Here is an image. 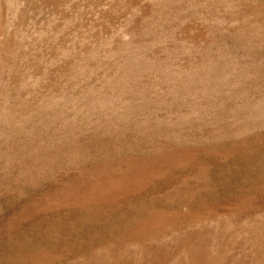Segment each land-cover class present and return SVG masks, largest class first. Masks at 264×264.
<instances>
[{
  "label": "rangeland",
  "instance_id": "rangeland-1",
  "mask_svg": "<svg viewBox=\"0 0 264 264\" xmlns=\"http://www.w3.org/2000/svg\"><path fill=\"white\" fill-rule=\"evenodd\" d=\"M0 264H264V0H0Z\"/></svg>",
  "mask_w": 264,
  "mask_h": 264
},
{
  "label": "bare ground",
  "instance_id": "bare-ground-1",
  "mask_svg": "<svg viewBox=\"0 0 264 264\" xmlns=\"http://www.w3.org/2000/svg\"><path fill=\"white\" fill-rule=\"evenodd\" d=\"M243 172V171H242Z\"/></svg>",
  "mask_w": 264,
  "mask_h": 264
}]
</instances>
